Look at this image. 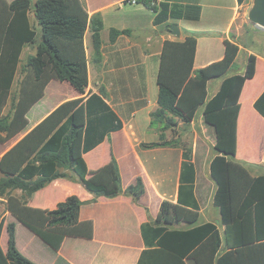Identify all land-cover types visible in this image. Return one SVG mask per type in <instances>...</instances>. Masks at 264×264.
Returning a JSON list of instances; mask_svg holds the SVG:
<instances>
[{
    "label": "trees",
    "instance_id": "trees-1",
    "mask_svg": "<svg viewBox=\"0 0 264 264\" xmlns=\"http://www.w3.org/2000/svg\"><path fill=\"white\" fill-rule=\"evenodd\" d=\"M144 4L158 11L156 22L180 17L182 12L162 1ZM0 142L20 133L28 124L27 113L44 95L51 78L67 80L80 93L89 84L85 34L91 23L95 54L99 55L100 32L103 22L99 14L90 16L81 0H0ZM34 9L41 27V40L34 55L27 61L28 73L22 81L19 99L11 93L19 55L26 43L34 42L29 11ZM120 31L112 29L115 36ZM198 34L189 32L184 40H167L164 44L158 83L159 107L151 113V124L162 131L161 140L144 142L143 147L172 145L164 131L179 121L191 123L202 108L204 119L214 126L216 154L210 162V175L216 182L214 204L220 208L221 225L214 222L194 225L199 217V205L194 193L196 170L191 161V149H184V161L177 203L163 201L156 225L144 223V240L155 257L150 264L161 263V252H167L185 264H264V175L253 176L238 160V117L240 96L247 79L256 73L257 56L250 53L244 73L223 74L219 89L211 93L207 81L213 67L194 70ZM6 64V65H5ZM195 73V75H194ZM217 79V78H216ZM12 97L9 112L3 109ZM254 107L264 116V91ZM122 122L109 104L98 94L86 101L68 100L56 108L40 124L25 134L0 160V195H8V209L25 225L55 249L66 236L93 237V221H80L79 211L85 200L77 194L69 195L53 209L32 207L26 196L44 187L53 179L66 177L61 168L72 169L84 186L107 197L122 192L121 174L116 158L88 176L84 153L100 143ZM22 189L21 197L12 194ZM145 192L141 177L129 185L125 193L139 199ZM187 221L188 229L168 230L160 223ZM4 220L0 223V237ZM8 250L0 244V264L35 263L22 254L16 245L15 224L7 225ZM139 264H144L140 260Z\"/></svg>",
    "mask_w": 264,
    "mask_h": 264
},
{
    "label": "crops",
    "instance_id": "crops-1",
    "mask_svg": "<svg viewBox=\"0 0 264 264\" xmlns=\"http://www.w3.org/2000/svg\"><path fill=\"white\" fill-rule=\"evenodd\" d=\"M11 2L13 0H6ZM36 0H32L34 3ZM182 12L180 17H169L156 22L158 11L147 7L142 0L126 3L124 0H81L90 16L99 14L103 22L100 32L99 55L95 54L91 23L85 34V46L89 71V84L85 93L78 92L67 80L51 78L44 95L27 113L28 124L17 135L0 142V160L25 134L40 124L56 108L68 100L81 98L82 102L92 94L100 95L116 113L122 127L110 131L95 147L84 153L88 176L97 173L114 156L121 174L122 192L114 197L89 191L78 175L69 168L67 173L50 181L44 187L26 196L32 207L53 209L71 194H77L83 203L79 211L80 221H93V237L66 236L59 249H55L42 237L20 221L8 209V195H0V223L4 220L0 244L8 250L7 225L15 224L16 245L19 251L35 263L43 264H150L154 246L145 242L144 223L156 225L163 201L177 203L184 161L182 121L164 131L165 139L172 145L143 147L144 142L160 141L162 131L151 124V113L158 105L159 71L164 44L167 40H184L189 32L198 34L194 70L213 67L207 81L211 93H215L223 74L244 73L248 55L257 56L256 73L247 79L240 96L238 117V151L236 160L253 176L264 175V116L254 107L255 100L264 91V28L248 25L246 19L249 0H161ZM0 8H4L0 4ZM29 19L37 35L34 42L26 43L11 84L15 101L19 99L22 81L28 73L27 61L34 55L41 40V27L32 8ZM5 20L0 18V26ZM177 24L181 35L177 37L167 28ZM112 29L120 32L112 35ZM6 65V64H5ZM195 75V73H194ZM217 78V79H216ZM216 83L213 85L212 83ZM211 89V90H210ZM13 105L12 97L4 106L3 114ZM195 119L189 123L195 124ZM202 132L192 129L191 161L196 170L195 189L199 205V217L194 225L214 222L221 230L220 208L214 204L216 182L210 175V162L215 156L216 130L208 124L202 113ZM185 124V123H183ZM262 128V135H255V128ZM207 128V130H206ZM153 133L146 137L144 132ZM178 131V132H177ZM202 168V172L200 171ZM2 175L0 171V176ZM141 177L144 194L135 199L125 193L126 188ZM22 189L13 190L21 197ZM168 230L188 229L187 221L160 223ZM160 264H181L167 252H161ZM185 264H194L184 258Z\"/></svg>",
    "mask_w": 264,
    "mask_h": 264
},
{
    "label": "rangeland",
    "instance_id": "rangeland-1",
    "mask_svg": "<svg viewBox=\"0 0 264 264\" xmlns=\"http://www.w3.org/2000/svg\"><path fill=\"white\" fill-rule=\"evenodd\" d=\"M253 3H254V0H249V8L247 9V14L245 16L246 19L249 21L248 25L252 24V22L249 20V11H250ZM215 83H216V81L213 82L212 84L214 85ZM201 115H202V108H200L198 110L197 118H196V121H195V124L193 125V127H192L191 124H183V123L180 126V130L183 133V136L180 138V140H182L184 146H186L187 148H190V146L192 145V137H191L192 129L198 130L199 133L202 132L203 127H202V123H201ZM206 130H207V128H206ZM261 130H262V128L260 126H257L255 128V133L254 134L260 137L262 135V131ZM144 135L146 137H148V136L151 137V139H152V137H154L153 133H151L149 130H146V132H144ZM200 171L202 172V168H200Z\"/></svg>",
    "mask_w": 264,
    "mask_h": 264
},
{
    "label": "water",
    "instance_id": "water-1",
    "mask_svg": "<svg viewBox=\"0 0 264 264\" xmlns=\"http://www.w3.org/2000/svg\"><path fill=\"white\" fill-rule=\"evenodd\" d=\"M249 20L264 28V0H254V3L249 11ZM167 28L177 37H180L181 32L177 24H168Z\"/></svg>",
    "mask_w": 264,
    "mask_h": 264
},
{
    "label": "built area",
    "instance_id": "built-area-1",
    "mask_svg": "<svg viewBox=\"0 0 264 264\" xmlns=\"http://www.w3.org/2000/svg\"><path fill=\"white\" fill-rule=\"evenodd\" d=\"M138 1H140V0H124V2H126V3H131V4L137 3ZM142 1H143V0H142ZM150 1H151V3H152L153 5H159L160 2H161V0H150Z\"/></svg>",
    "mask_w": 264,
    "mask_h": 264
}]
</instances>
